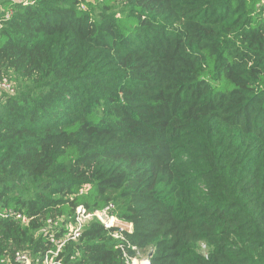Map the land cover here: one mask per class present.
<instances>
[{
	"label": "trees",
	"instance_id": "obj_1",
	"mask_svg": "<svg viewBox=\"0 0 264 264\" xmlns=\"http://www.w3.org/2000/svg\"><path fill=\"white\" fill-rule=\"evenodd\" d=\"M101 1L0 0V264H264V0Z\"/></svg>",
	"mask_w": 264,
	"mask_h": 264
},
{
	"label": "built area",
	"instance_id": "obj_2",
	"mask_svg": "<svg viewBox=\"0 0 264 264\" xmlns=\"http://www.w3.org/2000/svg\"><path fill=\"white\" fill-rule=\"evenodd\" d=\"M17 3L23 4V5H31L34 3V0H16ZM10 16L7 15V18H9ZM0 91H12V88L8 82V80L6 78L0 79ZM113 208V206L107 207L104 211L102 212H95V213H87L85 209L79 207L76 215H75V223L74 225H70L68 227V229L70 230V232L67 234L65 240L62 241H57L56 238H52L51 241L53 243H55L57 245V250L55 252V258L59 257V253L62 249V247L64 246L65 242L68 239L77 241L82 232L84 231V228L87 225V222L92 221V220H96L99 221V223H101L102 225H104L107 229H111L112 227H118L121 229H129L130 225L123 223L122 221H119L117 218L111 216V209ZM106 217V220L102 219V216ZM21 217V216H19ZM121 223L124 224V226L119 225L117 223ZM24 222H26V219H24ZM16 262L20 263V264H33L32 260L30 259V256L26 253H18L16 255ZM133 263V262H132ZM44 264H61L60 260L56 259H52L51 261L46 258L44 260Z\"/></svg>",
	"mask_w": 264,
	"mask_h": 264
},
{
	"label": "rangeland",
	"instance_id": "obj_3",
	"mask_svg": "<svg viewBox=\"0 0 264 264\" xmlns=\"http://www.w3.org/2000/svg\"><path fill=\"white\" fill-rule=\"evenodd\" d=\"M88 1H92L94 3V5H96L97 7H99V5L102 2L101 0H88ZM5 73L7 74L8 78L11 79V82L9 84L11 85V83H12L13 84V88H15L16 91H17V88H18L19 85H18L17 78H15L14 72L13 71H4L2 74H5ZM7 76L4 77V78L7 79ZM254 155L256 157L263 155V162H264V148L261 149V150L257 149L254 152ZM179 156H180V158H179L180 161H187V158H185V156L182 153H179ZM114 223H117V222L114 221ZM117 224L124 226V224H121V223H117ZM126 224H128V223H126ZM70 225H74V224H70ZM70 225L68 224L67 227H69ZM198 250L200 252H202V253L206 252V248H205V246L203 244H201V246H199ZM148 260H149V252L145 251V252L140 253L138 258L132 264H136L137 262H148Z\"/></svg>",
	"mask_w": 264,
	"mask_h": 264
},
{
	"label": "water",
	"instance_id": "obj_4",
	"mask_svg": "<svg viewBox=\"0 0 264 264\" xmlns=\"http://www.w3.org/2000/svg\"><path fill=\"white\" fill-rule=\"evenodd\" d=\"M102 218H103V219H106V217H105L104 215L102 216ZM151 257H152V253H151V254H149V260H148V264H150V263H151V262H150V258H151Z\"/></svg>",
	"mask_w": 264,
	"mask_h": 264
},
{
	"label": "bare ground",
	"instance_id": "obj_5",
	"mask_svg": "<svg viewBox=\"0 0 264 264\" xmlns=\"http://www.w3.org/2000/svg\"><path fill=\"white\" fill-rule=\"evenodd\" d=\"M103 220H106V219H103ZM136 264H148V262H137Z\"/></svg>",
	"mask_w": 264,
	"mask_h": 264
},
{
	"label": "clouds",
	"instance_id": "obj_6",
	"mask_svg": "<svg viewBox=\"0 0 264 264\" xmlns=\"http://www.w3.org/2000/svg\"><path fill=\"white\" fill-rule=\"evenodd\" d=\"M130 229H131V227H130L129 229H127V230L129 231ZM125 230H126V229H125ZM135 260H136V259H135ZM135 260H134V261H135ZM134 261H133V262H134Z\"/></svg>",
	"mask_w": 264,
	"mask_h": 264
}]
</instances>
